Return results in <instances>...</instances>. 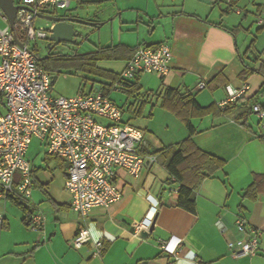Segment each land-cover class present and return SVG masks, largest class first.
Masks as SVG:
<instances>
[{
  "label": "crops",
  "instance_id": "crops-1",
  "mask_svg": "<svg viewBox=\"0 0 264 264\" xmlns=\"http://www.w3.org/2000/svg\"><path fill=\"white\" fill-rule=\"evenodd\" d=\"M226 1L71 0L66 10L72 12L66 15L94 13L96 22H102L94 23L95 28L111 25L112 41L103 46L122 44L130 51L122 59L104 60L122 61L119 70L104 68L100 61L101 68L119 74L138 46L170 45L169 73H144L133 79L142 92L153 93L142 99L128 95V110L133 114L129 119L123 106L124 119L142 129L147 143L143 149L156 160L148 162L138 177L117 169L114 181L123 191L121 200L95 207L83 218L71 207L65 188L68 163L47 152L40 159V148L33 157L30 145L31 197L21 205L14 197L0 196V264H167L170 256L159 241L176 238L181 239L179 264H264V136L252 111L253 104H264V74L240 76L245 63L264 73V0H232L229 10ZM201 82L206 87L199 89ZM244 85L249 90L243 98L229 102L226 113L193 120L195 144L223 158L225 165L200 185L195 212L176 206L177 184L169 183L172 177L166 164L171 152L166 148L190 133L170 112H153L161 107L157 93L167 87L180 88L193 93L202 106H220L227 101L228 90ZM148 105L151 115L163 116L161 125L133 121ZM0 108L4 111L2 104ZM38 141L47 149L45 142ZM15 179L20 180L19 172ZM254 183H261L258 193L247 194ZM31 212L44 213L42 225L31 223L27 217ZM153 214L149 236L142 238L136 225ZM239 218L247 222V232L237 229ZM82 225L90 229L92 240L74 248L72 241ZM252 230L261 232L258 252L233 255L228 243L250 239ZM96 240L103 242L100 256H93Z\"/></svg>",
  "mask_w": 264,
  "mask_h": 264
},
{
  "label": "built area",
  "instance_id": "built-area-1",
  "mask_svg": "<svg viewBox=\"0 0 264 264\" xmlns=\"http://www.w3.org/2000/svg\"><path fill=\"white\" fill-rule=\"evenodd\" d=\"M231 2V0H227ZM16 32L0 7V196L26 202L32 195L33 179L27 152L33 138L45 142L50 156L68 163L65 188L71 195V207L87 218L95 207H109L123 197L114 181L116 170L138 177L155 155L143 153L147 146L141 128L124 121V111L100 88L75 96L53 93L54 77L43 68L31 43L37 38L49 39L50 27H37L36 19L52 14V9H68L71 0H18ZM261 22V21H260ZM16 33V34H15ZM173 52L167 42L156 47L140 45L119 74L115 90L144 73L166 75L171 69ZM201 82L199 89L205 88ZM249 86L230 89L227 101L243 98ZM264 136V104L252 105ZM101 119V120H100ZM105 122H103V121ZM20 180L16 181V173ZM154 214L136 225L140 233L149 229ZM28 219L39 227L45 220L42 212H31ZM3 214L0 213V220ZM240 232H247V222L236 221ZM223 230L224 227L221 225ZM250 239L228 243L233 255H255L259 249L260 231L252 230ZM92 240L90 229L82 225L72 241L80 248ZM181 239L160 240L161 249L169 256L167 264H179ZM102 240L94 242L93 256L103 252Z\"/></svg>",
  "mask_w": 264,
  "mask_h": 264
},
{
  "label": "trees",
  "instance_id": "trees-1",
  "mask_svg": "<svg viewBox=\"0 0 264 264\" xmlns=\"http://www.w3.org/2000/svg\"><path fill=\"white\" fill-rule=\"evenodd\" d=\"M227 4L229 5L227 6V10H229L232 0L231 2H227ZM254 41L250 45V49L253 47ZM136 49L132 51L130 58ZM35 52L39 64L48 70L52 76L56 72L61 73L65 68L86 72L97 77L99 76L103 80L93 79L90 91L95 90L99 84L106 95H110L115 83L118 81L120 73L118 74L114 71L101 68L98 65L99 62L122 59L126 52L128 54L130 53L128 48L122 44L117 46H103L87 53L73 52L64 54L50 52L46 56H40L37 51ZM42 57L44 59H40ZM255 72L264 74L261 68L255 69L245 63L240 76L245 79ZM121 91L126 92L129 96H134V98L140 97L141 99L153 93L142 92V88L138 85V82H134L133 80L126 82ZM157 95L160 97L161 107L174 113L186 125L190 133L188 138L179 142L176 146L166 148L171 152L166 167L172 177L169 183L177 184L178 195L175 205L190 212H195L197 207V192L200 185L206 178L215 174L219 169H222L225 165V160L215 154L204 151L195 144L192 138L195 133L193 120L209 116H219L226 113L230 109V106L221 107L215 103L202 106L193 93L183 91L180 88L167 87L159 94L157 93ZM124 121L127 122L125 119ZM142 151L145 153L144 149ZM259 186H261V183H254L248 189L247 194L256 195ZM19 204L23 205L21 202Z\"/></svg>",
  "mask_w": 264,
  "mask_h": 264
},
{
  "label": "rangeland",
  "instance_id": "rangeland-1",
  "mask_svg": "<svg viewBox=\"0 0 264 264\" xmlns=\"http://www.w3.org/2000/svg\"><path fill=\"white\" fill-rule=\"evenodd\" d=\"M18 1V0H15ZM52 14L54 15H66L71 13L72 11L64 10V9H52ZM75 15H78V13H75ZM76 17V16H75ZM80 18L81 21L76 23L77 29L80 31L81 36L77 38V44L76 43H53V50L54 53H73V52H79V53H87L97 50L100 46L108 45L112 41V33H111V25L110 23H106L102 25L101 27L98 26V28H95L94 23H102V22H96V17L94 16V13H90L89 15L87 13H80V16L77 17ZM90 19V20H89ZM52 24L51 20H48L43 17H38L36 19V26L39 27H49V25ZM94 24V25H93ZM0 26L4 27L5 24L0 21ZM251 38L249 39V41ZM51 41L48 39L43 38H37L31 43V47L35 49L39 55L46 56L49 52V43ZM122 61H102L100 62V66L104 68L119 70L122 66ZM55 82L53 85L54 88V94L56 95H63V96H75L79 93L89 92L90 87L92 84L93 79L103 80L99 76H93L92 74L76 71L74 69H68L65 68L61 73L56 72L55 73ZM86 79H88L86 81ZM87 82V83H86ZM110 97L120 106L125 108V118L129 119L133 116V114L128 110V94L126 92H123L121 90H113L110 93ZM127 103V104H126ZM155 110H161L162 112H170L169 114H172V116H175L177 119H179L174 113L169 111L166 108L163 107H157V109L154 108L153 112ZM151 105H148L145 108L144 113H142L138 118L134 117L133 121L136 123H147L150 122L152 125L159 126L163 122V116L161 114L157 115H151ZM101 120V119H100ZM180 120V119H179ZM103 121V120H102ZM105 122V121H103ZM42 149V152L40 153V159L43 158L45 153L47 152V149L45 146L40 145L38 139L34 138L31 143V149H30V155L33 157L35 156V151H38Z\"/></svg>",
  "mask_w": 264,
  "mask_h": 264
},
{
  "label": "water",
  "instance_id": "water-1",
  "mask_svg": "<svg viewBox=\"0 0 264 264\" xmlns=\"http://www.w3.org/2000/svg\"><path fill=\"white\" fill-rule=\"evenodd\" d=\"M0 7L3 12L7 15L10 20L11 29L16 32L15 19L17 11L20 6L14 3V0H0ZM48 20L52 21L51 32L49 35V50L52 49L51 43H76L77 37L80 34V31L76 29V23L81 21L80 18L68 15H54L50 14L43 16ZM16 34V33H15ZM44 59V57L40 58ZM99 88V85L96 86V89ZM153 223L150 227L152 229ZM139 235L142 238H147L149 236V231L147 229L141 230Z\"/></svg>",
  "mask_w": 264,
  "mask_h": 264
},
{
  "label": "flooded vegetation",
  "instance_id": "flooded-vegetation-1",
  "mask_svg": "<svg viewBox=\"0 0 264 264\" xmlns=\"http://www.w3.org/2000/svg\"><path fill=\"white\" fill-rule=\"evenodd\" d=\"M54 42L51 43V45L53 44ZM52 48H53V45H52ZM53 49L49 50L48 53L52 52ZM41 56V55H40Z\"/></svg>",
  "mask_w": 264,
  "mask_h": 264
}]
</instances>
